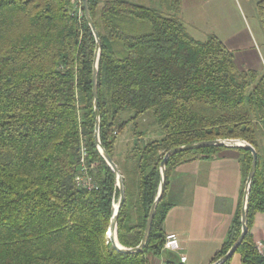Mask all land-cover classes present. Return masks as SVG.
I'll list each match as a JSON object with an SVG mask.
<instances>
[{"label": "trees", "instance_id": "1", "mask_svg": "<svg viewBox=\"0 0 264 264\" xmlns=\"http://www.w3.org/2000/svg\"><path fill=\"white\" fill-rule=\"evenodd\" d=\"M89 8L101 39L100 139L125 187L120 244L141 242L168 150L239 138L256 148L258 164L248 232L234 255L244 264H264L252 231L256 214L264 213V75L238 69L219 38L195 39L176 15L132 0H89ZM259 11L264 23V0ZM95 49L82 0H0V264H150V255L167 251L163 222L173 205L174 169L234 151L243 174L241 200L217 261L241 233L251 151L214 145L171 156L147 244L141 252L119 251L107 232L120 190L95 141ZM128 110L135 112L131 119L151 111L160 136L137 132L122 153L116 134L129 123ZM82 144L92 189L76 181ZM164 258L165 264H185L176 255Z\"/></svg>", "mask_w": 264, "mask_h": 264}, {"label": "crops", "instance_id": "2", "mask_svg": "<svg viewBox=\"0 0 264 264\" xmlns=\"http://www.w3.org/2000/svg\"><path fill=\"white\" fill-rule=\"evenodd\" d=\"M163 222L166 236L174 234L178 247L169 256L186 257L185 264H211L227 238L241 200L243 174L234 151L178 165L171 176ZM253 234L264 243V213L255 216ZM150 264H165L164 255ZM230 264H244L235 254Z\"/></svg>", "mask_w": 264, "mask_h": 264}, {"label": "rangeland", "instance_id": "3", "mask_svg": "<svg viewBox=\"0 0 264 264\" xmlns=\"http://www.w3.org/2000/svg\"><path fill=\"white\" fill-rule=\"evenodd\" d=\"M160 11L163 15H176L191 36L206 41L216 36L234 53L240 70H255L264 75V23L259 2L261 0H132ZM178 6V7H177ZM177 9V10H176ZM135 112L123 115L130 118L125 129L116 134V151L124 152L137 137V132L147 137H159V125L151 111L133 119ZM172 252L166 251L165 257ZM154 255L149 256L152 261Z\"/></svg>", "mask_w": 264, "mask_h": 264}, {"label": "water", "instance_id": "4", "mask_svg": "<svg viewBox=\"0 0 264 264\" xmlns=\"http://www.w3.org/2000/svg\"><path fill=\"white\" fill-rule=\"evenodd\" d=\"M83 1V10L85 17L87 19V22L92 29V32L95 36L96 39V49H95V55H94V65H93V97H94V107H95V141L97 144V147L105 159L106 163L110 166L112 171L116 175L117 179V186L119 187L120 190V198L119 201L117 202V207H115V203L112 205L111 209V222L109 225V229L107 232V235L111 242L113 243L114 247H116L119 251L124 252V253H137L143 251L145 245L148 242L151 229H152V224L153 220L156 214L157 206L160 202V200L163 197L165 187H166V179H167V162L168 159L182 151L190 150V149H197V148H202L206 146H228V147H243L251 151L252 153V164L251 168L249 170L247 179H246V184H245V189H244V194L242 198V208H241V222H242V229L239 237L237 240L234 242V244L230 247L228 252L218 259L217 261L211 263V264H223L226 260H228L230 257L234 255L236 252V249L238 246L242 243V241L245 238V235L248 232V212H249V199H250V191H251V186L253 183V179L257 170V164H258V152L256 148L249 143L248 141L244 139H239V138H219V139H214V140H203V141H197L181 146L174 147L170 150H168L165 155L163 160L161 161L160 164V171H161V183H160V188L158 195L156 199L154 200L150 211L149 215L147 218L146 226L144 229L143 237L141 239V242L139 245L135 247H125L120 244L118 240V221H119V210L122 206V204L125 201V187H124V181L123 177L120 173V170L118 168V165L116 162L113 160L111 155L108 153V151L105 149V147L101 143L100 139V127H101V115L99 111V95H98V75H99V59H100V54H101V39L100 35L98 32V29L94 23V20L92 18L90 8H89V0H82Z\"/></svg>", "mask_w": 264, "mask_h": 264}, {"label": "built area", "instance_id": "5", "mask_svg": "<svg viewBox=\"0 0 264 264\" xmlns=\"http://www.w3.org/2000/svg\"><path fill=\"white\" fill-rule=\"evenodd\" d=\"M81 158H80V167L81 171L76 177L78 185L92 189L96 187L93 177L89 173V169L86 165L87 149L84 144L81 146ZM257 249L261 254H264V243L261 241L256 242ZM178 247V240L176 235L171 234L166 237L164 248L166 250H175ZM182 260L185 261L186 257H182Z\"/></svg>", "mask_w": 264, "mask_h": 264}, {"label": "bare ground", "instance_id": "6", "mask_svg": "<svg viewBox=\"0 0 264 264\" xmlns=\"http://www.w3.org/2000/svg\"><path fill=\"white\" fill-rule=\"evenodd\" d=\"M118 205H117V202H115V207H117Z\"/></svg>", "mask_w": 264, "mask_h": 264}]
</instances>
